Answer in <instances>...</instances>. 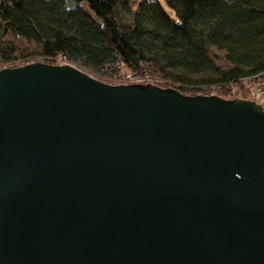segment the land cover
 <instances>
[{
	"label": "water",
	"instance_id": "obj_1",
	"mask_svg": "<svg viewBox=\"0 0 264 264\" xmlns=\"http://www.w3.org/2000/svg\"><path fill=\"white\" fill-rule=\"evenodd\" d=\"M0 264H264V107L0 70Z\"/></svg>",
	"mask_w": 264,
	"mask_h": 264
},
{
	"label": "trees",
	"instance_id": "obj_2",
	"mask_svg": "<svg viewBox=\"0 0 264 264\" xmlns=\"http://www.w3.org/2000/svg\"><path fill=\"white\" fill-rule=\"evenodd\" d=\"M35 57L107 84L125 68L162 89L225 99L230 83L264 72V0H0V63Z\"/></svg>",
	"mask_w": 264,
	"mask_h": 264
},
{
	"label": "built area",
	"instance_id": "obj_3",
	"mask_svg": "<svg viewBox=\"0 0 264 264\" xmlns=\"http://www.w3.org/2000/svg\"><path fill=\"white\" fill-rule=\"evenodd\" d=\"M27 65H30V63H28ZM55 65L60 66V65H71V64L67 63L64 59L59 58L57 59ZM3 66H4L2 67L3 69L11 68L8 65H3ZM123 77H125L124 78L125 82H118L117 85H132V84H140V83L155 85V82H157V81H154L147 74L142 75L139 73H134L132 71H127L126 75H124ZM227 89H228L227 97L229 96V97H232L233 99L238 98V99L247 100L245 99L244 96L248 94H252L256 97V99L248 100V101L256 102L257 104H260L264 107V72H261L256 75H250V76L243 77L239 79L237 82L230 83L227 86ZM211 95H216V94L213 93Z\"/></svg>",
	"mask_w": 264,
	"mask_h": 264
},
{
	"label": "rangeland",
	"instance_id": "obj_4",
	"mask_svg": "<svg viewBox=\"0 0 264 264\" xmlns=\"http://www.w3.org/2000/svg\"><path fill=\"white\" fill-rule=\"evenodd\" d=\"M211 56L213 57V59L216 61V63L220 66V67H227V63H226V59H225V56H226V53L225 52H222V51H219L215 48L212 49L211 51ZM30 61H32V63H45L44 60L40 57H35V58H28ZM31 63V62H30ZM31 63V64H32ZM72 65V64H71ZM80 70H82L83 72L89 74L90 76L94 77V78H103L102 76L100 75H96V74H93L91 72H89L88 70L82 68V67H79L77 65H72ZM2 67H4L1 63H0V69H3ZM127 71L125 68H123L119 73H117L116 75H114L111 79H109L108 81L112 84V85H117L118 82H125L124 81V78L123 77L124 75H126ZM245 99L247 100H255L256 97L252 94H248L246 96H244ZM225 99H229V100H233L232 97H225Z\"/></svg>",
	"mask_w": 264,
	"mask_h": 264
}]
</instances>
